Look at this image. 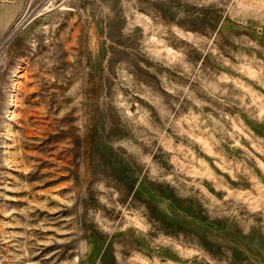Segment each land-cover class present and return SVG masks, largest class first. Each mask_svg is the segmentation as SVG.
<instances>
[{
  "label": "rangeland",
  "instance_id": "374dc122",
  "mask_svg": "<svg viewBox=\"0 0 264 264\" xmlns=\"http://www.w3.org/2000/svg\"><path fill=\"white\" fill-rule=\"evenodd\" d=\"M0 7V264H264V0Z\"/></svg>",
  "mask_w": 264,
  "mask_h": 264
},
{
  "label": "crops",
  "instance_id": "0c3cea01",
  "mask_svg": "<svg viewBox=\"0 0 264 264\" xmlns=\"http://www.w3.org/2000/svg\"><path fill=\"white\" fill-rule=\"evenodd\" d=\"M7 11L0 7V39L7 32L9 25L7 24Z\"/></svg>",
  "mask_w": 264,
  "mask_h": 264
},
{
  "label": "bare ground",
  "instance_id": "6f19581e",
  "mask_svg": "<svg viewBox=\"0 0 264 264\" xmlns=\"http://www.w3.org/2000/svg\"><path fill=\"white\" fill-rule=\"evenodd\" d=\"M14 98H16V99H14V101H13V102L16 104V106H19V105H17V104H18V100H17V99H18V97H17V95H15V96H14ZM16 100H17V101H16Z\"/></svg>",
  "mask_w": 264,
  "mask_h": 264
}]
</instances>
